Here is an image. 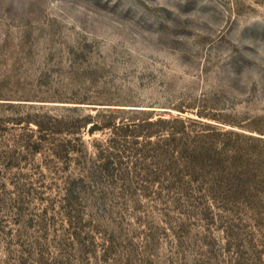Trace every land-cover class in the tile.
Returning a JSON list of instances; mask_svg holds the SVG:
<instances>
[{
	"label": "rangeland",
	"instance_id": "374dc122",
	"mask_svg": "<svg viewBox=\"0 0 264 264\" xmlns=\"http://www.w3.org/2000/svg\"><path fill=\"white\" fill-rule=\"evenodd\" d=\"M0 264H264V0H0Z\"/></svg>",
	"mask_w": 264,
	"mask_h": 264
}]
</instances>
